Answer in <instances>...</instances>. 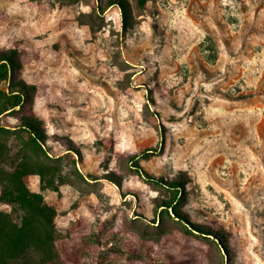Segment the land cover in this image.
<instances>
[{"label":"rangeland","instance_id":"1","mask_svg":"<svg viewBox=\"0 0 264 264\" xmlns=\"http://www.w3.org/2000/svg\"><path fill=\"white\" fill-rule=\"evenodd\" d=\"M127 2L123 25L106 0H0V53L27 87L0 117L13 130L0 168H46L24 182L60 233L79 223L98 235L82 243L89 264H264V0ZM24 116L48 158L24 147ZM142 152L150 176L181 182L178 209L218 229L226 255L161 213L173 194L132 168ZM0 212L19 221L1 201Z\"/></svg>","mask_w":264,"mask_h":264},{"label":"trees","instance_id":"2","mask_svg":"<svg viewBox=\"0 0 264 264\" xmlns=\"http://www.w3.org/2000/svg\"><path fill=\"white\" fill-rule=\"evenodd\" d=\"M148 1L138 0V9L144 11ZM113 5L121 11L122 24L128 25L132 15L130 4L127 0H106L107 7ZM13 69V54L1 52L0 117L15 111L26 98L27 87L11 82L9 78ZM4 83L9 84L8 90L3 89ZM13 86H17V90H13ZM17 131L22 134L19 136L25 148L48 158L45 134L37 121L24 116ZM8 133H13V130L0 125V136ZM4 149L6 150V145L0 144L1 153ZM142 155H147V152L129 157L132 168L139 176L168 188L173 194L169 201L163 200L159 203L161 213L181 221L185 224L186 232L190 234L209 240L216 239L226 255V239L219 234L218 229L211 225L191 223L178 209L179 203L184 200L181 182L150 176L138 162ZM45 170L42 164L28 162L21 163L14 171L0 168V201L10 205L12 211L19 214V221H15L13 212H0V264H89L86 259L91 254L89 249L82 247V243L87 239L97 242L98 235L79 223L72 225L66 233H60L54 221L56 210L45 202L41 193L30 191L24 182L25 175L29 173L37 174L41 181H45ZM107 179L115 183L114 177L107 176Z\"/></svg>","mask_w":264,"mask_h":264}]
</instances>
